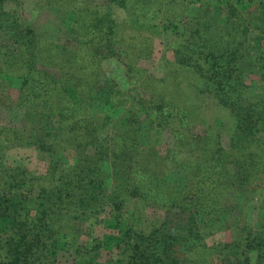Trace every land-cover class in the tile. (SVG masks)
Returning <instances> with one entry per match:
<instances>
[{"label":"trees","instance_id":"trees-1","mask_svg":"<svg viewBox=\"0 0 264 264\" xmlns=\"http://www.w3.org/2000/svg\"><path fill=\"white\" fill-rule=\"evenodd\" d=\"M16 1L0 0V145L6 153L13 147H31L52 156L65 152L69 156L59 157L57 164L49 162L40 175L8 153L1 159L0 264H59L62 257L68 259L64 264H264V115L244 112L237 86L247 58L256 62L264 81V0H234L243 3L242 9L218 0L225 5L219 8H228L227 28L212 23L201 0H109L129 21L160 30L167 53L181 67L192 65L216 98L226 106L228 101L236 102L233 134H225L231 157L226 166L218 137L200 147L193 144L190 121L198 118V112L181 108L174 93H159L155 101L147 102L141 92L130 89L127 97L115 100V88L105 80L91 83L79 77L80 69L77 75L68 74L74 82L65 78L58 84L34 64L36 34L19 12L8 8ZM172 5L183 6L181 17L173 12L180 20L170 15ZM105 15L94 22L91 12L83 13V27L92 36L100 65L115 63L119 55L127 68L132 70V63L135 73L144 72L138 65L153 54V37L136 35L119 45L113 16ZM184 19L187 22L180 25ZM107 44L108 50L103 47ZM129 103L136 109L127 108L112 122V107ZM92 106L104 107L106 116L91 113ZM16 109H22L23 116L5 122L9 111ZM149 110L152 127L144 137ZM47 117L53 123L46 126L51 128L46 136L41 120ZM224 124L217 120L213 125L220 138ZM235 129L240 132L235 134ZM117 138L118 150L112 147ZM184 154L192 156L195 167L186 182L175 187L170 175L185 170L179 158ZM106 179L110 182L105 186ZM165 185L169 188L162 190ZM230 190L243 196V211L250 203L261 209L251 228L236 227L234 236L233 229L222 226L232 208ZM175 211L187 218L169 220L174 228H163L168 214ZM146 212L153 218L159 215L158 225L156 220L146 225ZM81 221L91 229L102 227L105 233L82 241L76 225ZM221 229L230 232L232 240L206 248L205 240ZM183 245L189 247L187 252ZM102 252L112 255L109 262L100 261Z\"/></svg>","mask_w":264,"mask_h":264},{"label":"rangeland","instance_id":"rangeland-1","mask_svg":"<svg viewBox=\"0 0 264 264\" xmlns=\"http://www.w3.org/2000/svg\"><path fill=\"white\" fill-rule=\"evenodd\" d=\"M201 2L207 6V10H210L209 13H211L210 16L213 24L222 26L221 28L228 27V22H226L228 8L221 9L218 7L225 5H219L218 0H201ZM16 3L17 4L11 5L8 8L11 9V11L19 12V16L23 22L28 24L36 34L35 47L37 56L36 59H34V64L39 68L42 67L40 69H44V71L51 74L52 77L54 76L53 78L58 84L61 85L62 81L66 80L65 78H67V81L71 80V82H74V78H70L68 74L76 71L77 75V69H80L78 74L79 77H85V79H88L91 83L97 82V80H105L108 82L109 87H112L113 90L115 88L116 91L114 90L112 95L115 100H120L122 98L121 96L127 97L128 94L126 91L130 89H135L139 93L141 92L142 98L147 102L155 101L159 93L163 95L168 94V92L174 93V97L176 96L179 100L178 102L181 104L180 106H184L181 108L185 109L191 107L193 110L196 109L195 112H198V118L190 121V128L193 130V144L200 147L204 141L211 142L212 136L218 137L220 142L218 147L223 149L220 154H223L222 160L225 162L224 166L227 165L228 160H230L231 157L227 156L230 155L227 146L229 136L225 134H228V132L232 133L233 122L231 121V115L232 111L234 112L236 102L228 101V105L226 106L221 98H216L212 91L207 90V86H205L192 65H190L189 69L181 67L177 62V58H174V55L171 53L168 54L164 48V34L160 30H150L129 21L124 12L118 6L110 3L109 0H17ZM228 3H235L240 9L244 8L243 3L237 4L234 0H228ZM195 5L200 7L201 3L199 2ZM84 12H91L92 21L94 22L100 21L106 16L105 14L110 12L117 26L115 40L119 45H124L129 42L130 37L136 35L144 36L148 34L150 37H153V54H150V59L142 60L140 61V65H138V67H142L144 72L135 73L134 64L129 60H127V62L129 61V63H131L129 66H131L132 70L127 68L119 55H116L115 63L101 66L98 62L99 58L95 57V50L93 49L94 45L90 43L92 36L87 35L89 32L83 27ZM173 12L181 17L185 10L182 5H174L170 9V15L177 18V20H180ZM184 21L185 19L179 21V24L182 25ZM7 41L8 40H5L3 43H6ZM104 42H108V40L106 39ZM103 47L108 50V44ZM97 67L99 68L97 69ZM241 67L244 72V77L241 84L237 85L243 98L240 105H244L246 108V111L244 112H247V114L251 113L256 115L263 113L264 115V81L257 69L256 62L251 58H247L242 62ZM113 68L115 69L112 73L111 70ZM125 77L130 78L131 83L128 84ZM72 84L74 85V83ZM106 84L104 83V86H106ZM146 84L147 87H144ZM118 88H120V91H118ZM130 101L134 103L137 102L132 98H130ZM257 104L259 105L258 108ZM129 107L133 110L136 109L132 103L127 104L126 107L123 105L112 107L109 114L111 121H117L123 116L124 112ZM103 109L104 107L96 106L89 108L90 112L94 115L100 114L106 116V112H104ZM9 112L10 115L7 116L5 122L11 119L19 120V116H23L24 114L22 109H16L14 113L13 111ZM148 117L149 118L143 124L144 137L152 127V110L148 111ZM217 120L225 122L224 125H221L224 127L221 130L222 139L219 136V130L213 126L214 122ZM52 123V119L49 117L41 120V126L46 130L45 134L42 133L43 135L47 136V133L51 128L46 126H50ZM211 129L213 132H211ZM108 131L109 129H107V132ZM239 132L240 130H234L235 134H238ZM108 134H110V132ZM163 138L166 139L169 137L168 135H165ZM143 143L147 144L148 141L143 139ZM112 147L113 149L118 150L119 138L113 139ZM0 151V161L3 159V156H6L8 153L9 158H13L18 162L21 161L28 170L36 175L44 174L48 168L49 162L52 161L57 164L59 157L69 156L67 155L69 152H65L59 156H52L50 154L38 152L31 147H13L6 153V148H4V146L1 147L0 145ZM162 155H165V152ZM179 158L182 159L180 167H183L185 170L177 169L174 174L172 173V175H170L171 184L175 187H178V183L186 182L185 178L187 174L193 167H195L194 159L191 155H179ZM105 168H107V166ZM109 182V179H106L105 186L109 184ZM168 186L169 185H165L164 187H161V189L167 190V188H169ZM106 191H109V188H106ZM229 195V201L232 208L228 222L226 225L222 224V226L224 229H233L232 234L234 236V230H236V227H239L240 229L251 228V225L257 218L261 209L257 203H250L246 205V208L243 211L240 209L245 204L243 196L236 194L232 190L229 191ZM146 214L147 215H144L147 216L144 217L147 221L146 225L150 226L154 220H156L155 223L157 222L156 225H158V221L155 218H158L159 215H155V218H153L150 212H146ZM177 215V211L168 214L169 218L164 220L166 226L163 228L171 230L174 228L173 222H177L178 218H187V216H183L181 212H179L178 216ZM200 216L202 217V214ZM219 216L220 215L218 214L216 218H219ZM162 217H166V214L162 215ZM169 220H172L173 222L170 223ZM180 223H183V221H180ZM76 225L77 229L81 232V240L85 242L94 236L101 238L105 233V230L102 227L91 229L82 221L77 222ZM175 230L176 229H174V231ZM223 231L224 230L221 229L216 234L206 239L204 242L206 248L215 247L220 243L224 244L229 242V240H232V234ZM193 243L198 245L200 242ZM182 250L187 252L189 247L183 245ZM111 258L112 255H107L105 252H102L99 257L100 261L104 263L109 262ZM66 260H68L67 257H62L59 264H64ZM66 264H69L68 261Z\"/></svg>","mask_w":264,"mask_h":264}]
</instances>
